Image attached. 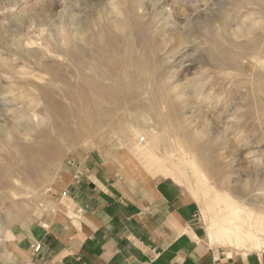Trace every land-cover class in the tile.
Returning a JSON list of instances; mask_svg holds the SVG:
<instances>
[{"label":"rangeland","instance_id":"374dc122","mask_svg":"<svg viewBox=\"0 0 264 264\" xmlns=\"http://www.w3.org/2000/svg\"><path fill=\"white\" fill-rule=\"evenodd\" d=\"M221 1L0 0V252L11 228L54 213L57 190L94 163L130 189L175 185L224 257L264 251V0ZM125 10L153 38L141 61L132 41L115 52L89 41L105 23L118 33Z\"/></svg>","mask_w":264,"mask_h":264},{"label":"crops","instance_id":"0c3cea01","mask_svg":"<svg viewBox=\"0 0 264 264\" xmlns=\"http://www.w3.org/2000/svg\"><path fill=\"white\" fill-rule=\"evenodd\" d=\"M90 170L57 190L54 213L10 229L0 264H264V251L226 258L210 247L172 183L130 189L107 164Z\"/></svg>","mask_w":264,"mask_h":264},{"label":"bare ground","instance_id":"6f19581e","mask_svg":"<svg viewBox=\"0 0 264 264\" xmlns=\"http://www.w3.org/2000/svg\"><path fill=\"white\" fill-rule=\"evenodd\" d=\"M112 1H114V0H112ZM126 1V0H125ZM148 1V0H147ZM223 1V0H222ZM221 1V2H222ZM110 2V1H109ZM113 3V2H112ZM167 3V2H166ZM194 3V2H193ZM113 4H115V3H113ZM116 4H117V2H116ZM120 4V3H119ZM159 4V3H158ZM218 4H220L221 5V3H218ZM166 5V4H165ZM228 5V4H227ZM104 6V5H103ZM121 6V5H120ZM125 6V5H124ZM203 6V5H202ZM215 6V5H214ZM222 6V5H221ZM160 7V6H159ZM158 7V8H159ZM204 7V6H203ZM220 7V6H219ZM153 8V7H152ZM157 8V7H156ZM228 8H230L229 6H228ZM109 9V8H108ZM117 9L118 8H116V10L115 9H113V10H115L116 12H117ZM120 9V8H119ZM163 9H167L165 6L163 7ZM203 9V8H202ZM218 9V8H217ZM168 10H169V8H168ZM171 10V9H170ZM221 10V9H220ZM222 10H223V8H222ZM115 11H114V14H115ZM125 11H127V10H125ZM123 12L122 14V16L125 18L124 19V21L123 22H120V23H112V24H114L115 25V28H116V30L118 31V33H115V34H113L110 30H109V24H104V25H101V26H98L97 28H95V31L93 30V33L92 32H90V33H92V36L90 37V39H89V41H90V44L94 47V46H101V45H105V43L106 42H108L109 43V45H110V51H112V52H115L114 51V49H112V46H113V44H117V43H119L121 40H123V41H127V42H131V43H133L132 45H133V47H132V49H130V52H131V54H132V57L133 58H135L136 60H138V61H141L139 58H137L136 56H135V54H139V55H142V54H144L146 51L147 52H149L151 49H150V47H149V44L151 45L152 43H151V39H153V38H150L149 37V34H148V30L149 29H147V31H146V29H145V25H141L140 24V26L138 25V27L139 28H137L134 24H132V22H133V20H132V18H133V16L131 17V16H129V14H128V11L127 12ZM104 12H105V10H104ZM120 12H121V10H120ZM120 12H119V14H120ZM205 12V11H204ZM164 13V12H163ZM216 13H217V11H216ZM228 13V12H227ZM116 14H118V13H116ZM115 14V15H116ZM214 14H215V12H214ZM219 14V13H218ZM106 15V14H105ZM110 15V14H109ZM220 15V14H219ZM112 16V15H111ZM119 16V15H118ZM121 16V17H122ZM108 17V16H107ZM106 17V18H107ZM110 17V16H109ZM117 17V16H116ZM120 17V16H119ZM227 17V15L225 14V10L224 11H222L221 12V16H220V21H221V23H224L225 22V18ZM158 18V17H157ZM252 18V17H251ZM122 19V18H121ZM228 19V18H227ZM111 20V19H110ZM179 20V19H178ZM238 20V19H237ZM112 21V20H111ZM258 21V20H257ZM109 22V21H108ZM116 22V21H115ZM136 22H138V21H136ZM206 22V21H205ZM208 22V21H207ZM248 22V21H247ZM251 22V21H250ZM249 22V23H250ZM253 22V21H252ZM138 23H140V21L138 22ZM142 23V22H141ZM161 23V22H160ZM181 23V22H180ZM179 23V24H180ZM210 23H211V21H210ZM216 23V22H215ZM128 24H129V26H128ZM213 24H214V21H213ZM250 24H252V23H250ZM254 24H255V22H254ZM254 24H252L253 26H254ZM258 24V23H257ZM217 25V24H216ZM250 26V27H253V26ZM167 26V25H166ZM213 26V25H212ZM112 27H113V25H112ZM214 27V26H213ZM215 27H218V26H215ZM230 27H231V25H230ZM233 27V26H232ZM231 27V28H232ZM238 27V26H237ZM240 27V26H239ZM238 27V28H239ZM114 28V27H113ZM151 28V27H150ZM240 28H242V26L240 27ZM249 28V27H248ZM224 29H226V28H224ZM229 29V28H228ZM232 30V29H231ZM239 30V29H238ZM112 31H115V30H113L112 29ZM154 30H152V28H151V34H152V32H153ZM157 33V32H156ZM260 33L262 34V36H264V28H261V30H260ZM87 34L88 33H85V34H82V37L83 38H85L86 39V37H87ZM155 34V33H154ZM217 34V33H216ZM224 34V33H223ZM166 35V34H165ZM181 35V34H180ZM156 36V35H155ZM158 36V35H157ZM217 36H219V35H217ZM89 37H87V39L89 38ZM151 37H152V35H151ZM78 39H79V37H78ZM179 39V38H178ZM223 39V38H222ZM261 39V38H260ZM150 40V41H149ZM155 40V39H154ZM264 40V39H263ZM86 41V43H87V40H85ZM180 41H181V36H180ZM184 41V40H183ZM179 42V41H178ZM264 42V41H263ZM262 42V43H263ZM183 43V42H182ZM187 43V42H186ZM90 44H88V45H90ZM166 44V43H165ZM168 44V43H167ZM180 44V43H179ZM87 45V46H88ZM80 46V45H79ZM85 46V45H84ZM228 46H229V44H228ZM262 46V45H261ZM81 47V46H80ZM86 47V46H85ZM106 47V46H105ZM147 47H148V49H147ZM231 47H233V46H231ZM97 48V47H96ZM187 48V47H186ZM185 48V49H186ZM189 48V47H188ZM196 49H197V47H195ZM185 49H184V52H185ZM191 50V49H190ZM199 50V49H198ZM197 50V51H198ZM214 52H219V51H221V48H219L218 46H213V49H212ZM89 51H90V49H89ZM88 51V52H89ZM102 51V50H101ZM186 51H187V49H186ZM196 51V50H195ZM118 52H119V50H118ZM117 52V53H118ZM100 53V52H99ZM178 53V52H177ZM191 53V52H190ZM189 53V54H190ZM198 53V52H197ZM233 53V52H232ZM82 54V53H81ZM170 54V53H169ZM216 54V53H215ZM129 55H130V53H129ZM260 55V54H259ZM82 56V55H81ZM168 56V55H167ZM184 56V53H183V51H182V49H181V52H179V57H180V59H182V58H184L183 57ZM190 56V55H189ZM250 56H252V55H250ZM179 57L176 59V60H179ZM182 57V58H181ZM194 57V56H193ZM83 58V57H82ZM117 58V57H116ZM175 58V57H174ZM251 58H254L253 56L251 57ZM234 60H235V57L233 56V58L231 59V62H227V65H228V67L226 68L227 70H234V69H236V63L234 62ZM254 59H252V61H253ZM236 61V60H235ZM255 61V60H254ZM262 61V60H261ZM85 62V61H84ZM174 62V61H173ZM257 63H258V61H256ZM140 64H142V62L140 63ZM147 64V63H146ZM193 64V63H192ZM258 64H261V63H258ZM257 64V65H258ZM262 64H263V62H262ZM261 64V65H262ZM260 65V66H261ZM184 66V65H183ZM223 66V65H222ZM249 67H251L252 68V66L253 65H248ZM94 67V66H93ZM92 68V67H91ZM95 68V67H94ZM99 68V67H98ZM143 68V67H142ZM145 68V67H144ZM73 69V68H72ZM82 69V68H81ZM100 69H101V67H100ZM262 69V68H261ZM260 69V70H261ZM83 70V69H82ZM92 70V69H91ZM90 70V71H91ZM94 70V69H93ZM143 70V69H142ZM258 70V69H257ZM89 71V72H90ZM100 71V70H99ZM126 71V70H125ZM225 71V70H224ZM230 71V72H231ZM253 71V70H252ZM85 72V71H84ZM97 72V71H96ZM117 72H119V71H117ZM141 72V71H140ZM144 72V71H143ZM156 72V71H155ZM142 73V72H141ZM248 73V72H247ZM86 74V73H85ZM89 74H91V73H89ZM138 74H140V73H138ZM237 74V73H236ZM92 75V74H91ZM102 75V74H101ZM107 75V74H106ZM144 75V74H143ZM94 76V75H93ZM108 76V75H107ZM156 76V78L158 79V75H155ZM251 76V75H250ZM178 77V76H177ZM232 77V76H231ZM234 77V76H233ZM87 78V77H86ZM92 78V77H91ZM94 78V77H93ZM106 78V77H105ZM110 78V77H109ZM176 78V77H175ZM230 78V77H229ZM154 79V78H153ZM183 79V78H182ZM87 80H88V78H87ZM90 80V79H89ZM161 79H158V80H156V84L157 85H160V87L161 88H164L165 90H168V91H170L171 90V92H172V89H174V88H176V89H178L179 87H180V84L178 83V84H172L171 83V81L169 82V83H166L165 81L163 82V80H161ZM169 80V79H168ZM167 80V81H168ZM171 80V79H170ZM98 81V80H97ZM92 82V81H91ZM110 82V81H109ZM151 82H153V81H151ZM195 82V81H194ZM199 82V81H198ZM165 83V84H164ZM260 83V82H259ZM96 84V83H95ZM114 84V83H113ZM150 84V83H149ZM153 84V83H152ZM179 85V86H178ZM85 86V85H84ZM182 88V87H181ZM180 88V89H181ZM184 90H186V89H184ZM184 90H182V91H184ZM256 90V89H255ZM254 90V91H255ZM252 91V90H251ZM161 93H162V91H160ZM174 92V91H173ZM180 92V91H179ZM183 94V93H182ZM185 94V93H184ZM183 94V95H184ZM187 94V93H186ZM198 94V93H197ZM176 95V94H175ZM188 95V94H187ZM162 95H160L159 97H161ZM186 98V97H185ZM253 98V97H252ZM257 98V97H256ZM156 99V98H155ZM176 99V98H175ZM188 99V98H187ZM161 101V100H160ZM186 101V100H185ZM197 102V101H196ZM210 102V101H209ZM157 103V102H156ZM240 104V103H239ZM183 105H185V104H183ZM199 105V104H198ZM208 105V104H207ZM214 106V105H213ZM239 106V105H238ZM164 107V106H163ZM213 108V107H212ZM237 108V107H236ZM226 110H228V108H226ZM162 111V110H161ZM191 112H192V110H191ZM190 112V113H191ZM222 112V111H221ZM220 113V112H219ZM218 113V114H219ZM236 113H237V109H235V107L233 108V109H231V110H229V111H227L226 112V119H230V117L232 118L234 115H236ZM200 114V113H199ZM220 114H223V112L222 113H220ZM224 115V114H223ZM222 115V116H223ZM184 118V117H183ZM223 119V118H222ZM226 122V121H225ZM224 122V123H225ZM254 124V123H253ZM225 125H227V124H225ZM200 131V130H199ZM235 135V134H234ZM242 140V139H241ZM247 141V140H246ZM240 143H242V142H240ZM255 146V145H254ZM253 148V147H252ZM243 150V152H242V158H243V161H245V162H251V156L250 155H246V150H248V149H246V146H245V148H243L242 149ZM252 153V152H251ZM241 154V153H240ZM145 156V155H144ZM255 159V158H254ZM260 159V158H259ZM255 161V160H254ZM258 160H256V162H257ZM199 164V163H198ZM259 164H260V162H259ZM257 165V164H256ZM258 167V166H257ZM260 169V168H259ZM245 171V170H244ZM256 171V170H255ZM257 172V171H256ZM259 177H261V179H264V169H261L260 170V173H259ZM256 179V178H255ZM257 183V182H256ZM231 210V209H230ZM240 225H234V227L235 228H238ZM243 227V226H242ZM226 230H224V234H228L227 232H229V230H231V229H228V228H225ZM244 229V235L248 238L247 239V242H249V243H251V245H253V244H255V246L256 247H260V246H262V243H261V241L260 240H257V237H259L258 235H257V233H256V231L254 232L253 230H245V228H243ZM222 238V237H221ZM255 238V239H254ZM231 244H233V243H231ZM234 245H241V242L240 241H237L236 242V244H234Z\"/></svg>","mask_w":264,"mask_h":264},{"label":"built area","instance_id":"2783aa9c","mask_svg":"<svg viewBox=\"0 0 264 264\" xmlns=\"http://www.w3.org/2000/svg\"><path fill=\"white\" fill-rule=\"evenodd\" d=\"M35 250H36V252H38V251L40 250V247L37 246V247L35 248Z\"/></svg>","mask_w":264,"mask_h":264}]
</instances>
